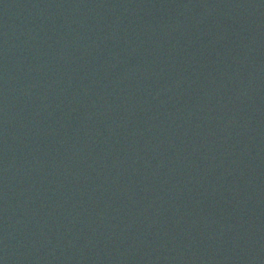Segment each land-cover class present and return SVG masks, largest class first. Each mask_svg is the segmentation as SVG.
<instances>
[{"label":"water","instance_id":"95a60500","mask_svg":"<svg viewBox=\"0 0 264 264\" xmlns=\"http://www.w3.org/2000/svg\"><path fill=\"white\" fill-rule=\"evenodd\" d=\"M0 264H264V0H0Z\"/></svg>","mask_w":264,"mask_h":264}]
</instances>
